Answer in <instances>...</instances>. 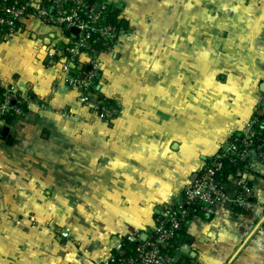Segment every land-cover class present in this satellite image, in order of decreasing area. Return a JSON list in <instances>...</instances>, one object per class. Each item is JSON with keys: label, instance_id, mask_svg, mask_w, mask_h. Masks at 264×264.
<instances>
[{"label": "crops", "instance_id": "1", "mask_svg": "<svg viewBox=\"0 0 264 264\" xmlns=\"http://www.w3.org/2000/svg\"><path fill=\"white\" fill-rule=\"evenodd\" d=\"M107 1L125 30L118 52L99 54L95 90L118 102L115 120L89 112L60 80V27L28 15L0 39V86L28 108L15 124L0 119L12 140L0 138V264H108L259 112L264 0ZM245 173L252 206L193 214L175 264H264V160L253 153ZM226 192L236 195L235 177Z\"/></svg>", "mask_w": 264, "mask_h": 264}, {"label": "built area", "instance_id": "2", "mask_svg": "<svg viewBox=\"0 0 264 264\" xmlns=\"http://www.w3.org/2000/svg\"><path fill=\"white\" fill-rule=\"evenodd\" d=\"M1 11L0 26L5 27L8 34L14 33L28 15L64 30L66 43L55 51L59 55L56 64L60 80L76 92L81 104L99 119L107 121L118 117L119 105L101 96L97 98L96 91L91 90L97 85L99 54L112 51L125 30L115 6L107 0H50L49 5L20 0L10 5L1 3ZM53 55L50 53L49 57ZM25 100L27 98L12 86L6 85L0 99V116L6 111L21 115L23 110L18 104ZM260 103L259 112L243 123L241 136L234 137L236 142L230 141L226 148L220 149L221 156H229L231 163L246 162L250 168L253 153L264 160V93ZM222 157L213 156L204 163L195 178L185 184L179 200L158 212L155 227L148 236L136 239L131 249L118 244L108 264H175L176 237L193 214L212 215L220 203L248 210L253 204L248 175L242 172L235 177L237 192L230 198L226 183L218 177Z\"/></svg>", "mask_w": 264, "mask_h": 264}, {"label": "trees", "instance_id": "3", "mask_svg": "<svg viewBox=\"0 0 264 264\" xmlns=\"http://www.w3.org/2000/svg\"><path fill=\"white\" fill-rule=\"evenodd\" d=\"M20 0H0V15L2 14L1 11V3L5 4H14L18 3ZM7 29L3 26H0V39H6L7 38ZM87 69V66H85ZM95 90V88H94ZM5 91V87L0 86V99L2 97L3 92ZM33 94L31 92L28 93V99H33ZM105 99V98H104ZM109 103L113 104L112 100L107 99ZM18 106L23 110V113L19 116L14 114L12 111H6V113L3 116H0V119H3L5 123L8 125L10 124H15L18 122L26 113H27V100L22 102L21 104H18ZM241 136L240 131H235L232 133L230 140L233 142H236L235 138H239ZM235 137V138H234ZM220 150H218L214 156H217L218 158L222 157L221 156ZM222 161V168L218 172V177L220 180H222L224 183H227L228 181L232 180L234 177L239 176L242 172H248L249 171V166L247 165L246 162H236V163H231L229 161V156H225L221 158ZM185 225V224H184ZM184 225L180 229V231L183 229ZM127 249H131L133 247V242L131 241H122L121 242Z\"/></svg>", "mask_w": 264, "mask_h": 264}, {"label": "rangeland", "instance_id": "4", "mask_svg": "<svg viewBox=\"0 0 264 264\" xmlns=\"http://www.w3.org/2000/svg\"><path fill=\"white\" fill-rule=\"evenodd\" d=\"M118 46L117 47H115L112 51H109L110 53H112V54H115L116 52H118ZM135 54V56L136 57H139L140 56V54H141V52L140 51H137V52H135L134 53ZM86 67H84V69H85ZM99 68H100V70H99V75H98V78H97V80H96V83L97 84H101V78H102V66H101V61H100V59H99ZM102 81H103V78H102ZM92 91H96V90H94L93 88L91 89ZM96 93H97V91H96ZM97 98H100V96H101V98H106V100L107 99H110V100H112V102L113 103H117L118 104V102L115 100V99H112V98H107V97H102L103 95H100V94H98L97 93ZM120 107V106H119ZM89 109V108H88ZM119 110H120V108H119ZM91 110L89 109V112H90ZM91 113L92 114H94L92 111H91ZM21 164H24V165H22V168H24V170H26V169H28L29 168V166L31 165L32 166V163H30V162H24V163H22L21 162ZM21 167V166H20ZM2 181V179L0 178V182ZM14 185H17V186H19V187H24V186H26V178H23V179H21V178H18V179H15V184ZM56 230H58V228H55ZM59 232H60V229L58 230ZM65 236H67L68 237V232L67 231H63L62 232V237H65Z\"/></svg>", "mask_w": 264, "mask_h": 264}, {"label": "water", "instance_id": "5", "mask_svg": "<svg viewBox=\"0 0 264 264\" xmlns=\"http://www.w3.org/2000/svg\"><path fill=\"white\" fill-rule=\"evenodd\" d=\"M73 31H77L76 29H72ZM264 87V84H263ZM0 138L3 139L6 143L11 144L12 140H11V136L8 132L7 128H4V130H2L0 132ZM262 149H264V145L262 146ZM183 264H187V262H183Z\"/></svg>", "mask_w": 264, "mask_h": 264}]
</instances>
